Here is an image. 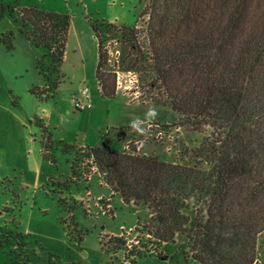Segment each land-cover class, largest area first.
<instances>
[{"label":"trees","instance_id":"obj_1","mask_svg":"<svg viewBox=\"0 0 264 264\" xmlns=\"http://www.w3.org/2000/svg\"><path fill=\"white\" fill-rule=\"evenodd\" d=\"M143 15L145 26H91L99 92L113 96L117 72L135 73L142 87L155 91L152 99L164 100L178 126L197 132L208 128L209 133L187 148L188 160L182 163L135 153L136 146L118 152L108 146L65 145L74 154L62 184L86 182L89 173H96L123 203L145 207L146 217L137 218L133 227L140 235L135 241L144 242L127 246L120 232L101 243L111 264L119 251L120 264L159 255L160 246L177 233L185 237V256L198 264H256V236L264 231V135H251L264 128V99L246 96L262 72L264 0H147ZM4 16L18 20V31L44 50L36 63L45 81L58 72L68 15L0 3V18ZM102 32L114 33L121 49L107 70ZM9 35H0L7 49ZM56 80L29 91L47 97ZM59 203L68 211L81 204L65 198ZM69 224L66 235L75 238V230L81 240L85 232L73 221Z\"/></svg>","mask_w":264,"mask_h":264},{"label":"rangeland","instance_id":"obj_2","mask_svg":"<svg viewBox=\"0 0 264 264\" xmlns=\"http://www.w3.org/2000/svg\"><path fill=\"white\" fill-rule=\"evenodd\" d=\"M146 2L0 0L3 5L69 17L65 55L58 72L46 76L48 81L36 63L44 50L28 44L18 31V20L0 18V35L10 33L11 44L7 49L0 41V68L5 75V79L0 77V264H111L109 254L101 247L107 235L124 232L127 246L144 242L135 241L140 235L133 230L137 218L147 215L143 205L123 203L96 173L86 182L79 180L63 186L74 154L73 148L65 145L108 146L118 152H130L136 146L135 153L182 163L188 160L187 148L198 145L208 135V128L197 132L178 126L164 100L152 99L155 91L142 87L135 73L117 72L113 96L101 95L98 90L94 73L97 41L91 26H145L147 16L141 13ZM101 35L108 58L103 70H107L118 61L121 49L114 33ZM18 38L27 44L29 52L16 43ZM20 65L23 67L19 71ZM261 66L262 72L247 99H264V57ZM52 80L57 84L47 97L40 98L29 91L32 86H43ZM84 87L88 88L90 107L75 109L73 100ZM151 108L157 113L154 118L149 116ZM134 121L143 122L139 130L133 129ZM263 135L264 128L260 127L251 136ZM59 198L81 204L68 211ZM106 202L109 210L103 212ZM70 220L85 232L81 240L76 239L75 230V238L66 235L68 225L72 229ZM185 250V237L177 233L172 242L160 246L159 255L137 258L134 264H198L185 256ZM121 252L116 256L123 263ZM255 260L256 264H264V231L256 236ZM118 261L113 259V264H120Z\"/></svg>","mask_w":264,"mask_h":264},{"label":"built area","instance_id":"obj_3","mask_svg":"<svg viewBox=\"0 0 264 264\" xmlns=\"http://www.w3.org/2000/svg\"><path fill=\"white\" fill-rule=\"evenodd\" d=\"M80 96L83 98V100L81 99ZM73 105H74L75 109H79V108L81 109L84 107L89 108L90 107V103L88 101V88L87 87H84L80 90L78 98H74V100H73ZM130 152H132V151H130ZM91 174L92 173L88 174V176H87L88 179H89ZM86 192H88V190H86ZM101 207H103V206H101ZM108 207H109V205L106 204V206L103 207L102 211L105 212L106 210H109Z\"/></svg>","mask_w":264,"mask_h":264},{"label":"crops","instance_id":"obj_4","mask_svg":"<svg viewBox=\"0 0 264 264\" xmlns=\"http://www.w3.org/2000/svg\"><path fill=\"white\" fill-rule=\"evenodd\" d=\"M28 41V40H27ZM16 43H18L20 46H21V48H22V50H26V51H28L29 52V47L27 46V44L26 43H24L20 38H18L17 39V42ZM16 43H15V45H16ZM28 44L31 46V44L28 42ZM35 48V47H34ZM7 50V49H6ZM16 53H14V55H15ZM23 66L22 65H20V66H18V70L20 71V70H22L21 68H22ZM26 66H24V68H25ZM0 77H2L3 79H5V75H4V73H3V71L1 70V68H0ZM46 84V83H45ZM44 84V85H45ZM43 85V86H44Z\"/></svg>","mask_w":264,"mask_h":264},{"label":"clouds","instance_id":"obj_5","mask_svg":"<svg viewBox=\"0 0 264 264\" xmlns=\"http://www.w3.org/2000/svg\"><path fill=\"white\" fill-rule=\"evenodd\" d=\"M156 115H157V113H156L155 108L149 109V116L150 117L154 118ZM141 123H143V122L142 121H134L133 124H132L133 129L134 130H139V126H140Z\"/></svg>","mask_w":264,"mask_h":264}]
</instances>
